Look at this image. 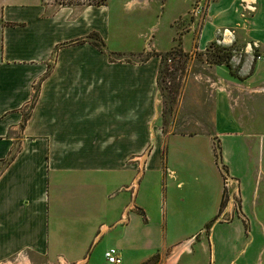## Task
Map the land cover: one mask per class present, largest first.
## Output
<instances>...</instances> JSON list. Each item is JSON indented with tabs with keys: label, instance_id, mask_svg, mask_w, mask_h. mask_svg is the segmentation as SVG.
<instances>
[{
	"label": "crops",
	"instance_id": "0c3cea01",
	"mask_svg": "<svg viewBox=\"0 0 264 264\" xmlns=\"http://www.w3.org/2000/svg\"><path fill=\"white\" fill-rule=\"evenodd\" d=\"M170 2L114 0V13L112 0L79 11L0 0V264H107L109 247L122 264L153 255L162 264H264V0L208 5L196 49L222 39L244 60L237 75L205 68L208 94L186 108L196 131L164 135L153 125L157 56L110 63L86 41H104L111 26L158 34ZM193 28L190 20L185 33ZM211 136L225 190L202 173ZM172 142L181 148L169 159Z\"/></svg>",
	"mask_w": 264,
	"mask_h": 264
},
{
	"label": "rangeland",
	"instance_id": "374dc122",
	"mask_svg": "<svg viewBox=\"0 0 264 264\" xmlns=\"http://www.w3.org/2000/svg\"><path fill=\"white\" fill-rule=\"evenodd\" d=\"M211 1L213 0H190L185 6L183 0H179V2L172 0L167 12L160 21L161 29L158 34H135L139 30H135L130 26L124 28L121 26L119 30L115 26H111L110 32L106 34L104 41L97 34H93L90 38L87 37L86 39L99 52L103 53L106 60L110 63H130L136 65L143 63L151 56L159 58L158 74L156 77L157 99L155 101V108L157 110L158 107V114L153 125L158 127L164 135L175 130V128L178 131L183 129L196 131L194 126L187 125L188 122L193 124L194 120L188 114L189 112L186 108L191 107L193 101L199 102L204 95L208 94L206 90L207 88L209 90L210 75L205 69L207 66L223 65L233 75H237L236 67H239L244 60L243 52L239 49L240 46L237 43H221L222 39L210 41L201 51L196 49L198 33ZM44 2L58 8L75 6L76 11H79L81 7L87 5H100L104 3V0H44ZM113 2L114 0H112V9L116 13L118 9ZM184 9L185 11H183ZM170 19L171 29L168 27ZM190 20L194 24V28L189 34H186L185 26L190 23ZM119 21L122 22L120 19ZM128 21L126 20V23ZM222 37H228V35L226 34ZM80 41L75 40L70 43H78ZM158 43L160 44L159 46L157 45ZM217 48H226L230 51L232 58L229 66L224 64L223 60H221L222 63L220 64H214L218 60L217 55L223 52ZM234 55L236 57L233 59ZM158 58L155 59L157 60ZM231 63L234 65V68L231 67ZM246 101L248 102V99H245ZM249 102L253 101L249 100ZM205 131L210 132L207 128ZM211 139L214 158L211 157L213 156L211 152L207 158L209 159V164L203 165V170H201L205 174L208 172L209 177L213 179V183L216 181V184L220 183V186L226 189L227 180L225 182L223 180L226 170L222 163H220L219 158L220 146L215 137ZM172 144L173 142L169 144V147L166 146L167 148L163 153L169 159L172 156L173 158L178 156L179 152L177 151L181 148L179 144H173V146ZM214 160L216 166L214 165ZM187 170L185 175L189 178L192 177L193 171L191 172V169ZM212 182H209V186H213ZM123 190H126V188H123ZM153 204H155V201ZM104 244L105 242L102 241L92 252L91 258L95 262L100 261L101 248ZM9 261L4 264H61L60 259H47L44 257H26L22 260L14 257ZM159 261L160 258L153 255L142 264H162Z\"/></svg>",
	"mask_w": 264,
	"mask_h": 264
},
{
	"label": "built area",
	"instance_id": "2783aa9c",
	"mask_svg": "<svg viewBox=\"0 0 264 264\" xmlns=\"http://www.w3.org/2000/svg\"><path fill=\"white\" fill-rule=\"evenodd\" d=\"M223 180H227L226 174L223 175ZM225 184V183H224ZM227 187V182H226ZM225 190V189H224ZM104 259L107 264H122L121 258L118 254V250L114 247H109L104 251Z\"/></svg>",
	"mask_w": 264,
	"mask_h": 264
},
{
	"label": "trees",
	"instance_id": "16d2710c",
	"mask_svg": "<svg viewBox=\"0 0 264 264\" xmlns=\"http://www.w3.org/2000/svg\"><path fill=\"white\" fill-rule=\"evenodd\" d=\"M93 34H95V33H91L87 37L90 38ZM217 49L221 50L223 52L221 54L217 55L218 60L216 62H214V64H220V63H222L221 60H223L224 64L229 66V63H230L231 58H232V54L230 53V51L228 49H226V48H217ZM222 203H223V198H222L221 205H222ZM156 257L158 258L157 255H156Z\"/></svg>",
	"mask_w": 264,
	"mask_h": 264
}]
</instances>
